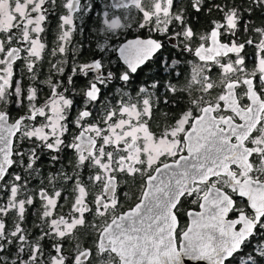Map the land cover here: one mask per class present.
Wrapping results in <instances>:
<instances>
[{"label":"snow or ice","instance_id":"snow-or-ice-1","mask_svg":"<svg viewBox=\"0 0 264 264\" xmlns=\"http://www.w3.org/2000/svg\"><path fill=\"white\" fill-rule=\"evenodd\" d=\"M185 259L264 264V0H0V264Z\"/></svg>","mask_w":264,"mask_h":264},{"label":"flooded vegetation","instance_id":"flooded-vegetation-1","mask_svg":"<svg viewBox=\"0 0 264 264\" xmlns=\"http://www.w3.org/2000/svg\"><path fill=\"white\" fill-rule=\"evenodd\" d=\"M82 2H85V0H82ZM97 2H99V0H97ZM98 12H99V9L90 13L89 16L84 17L83 23L81 25L84 29L83 32L78 31L75 34L73 44L76 47H80L82 45V47H80L81 56L79 57L81 61L88 59L90 52L95 47L96 36H95L94 28L96 27V18H97ZM210 19H211L210 17L205 16L203 14H195L194 13L192 18H191V23L193 24L194 28L198 32H201V31H204V30L209 29L211 27ZM77 24H81V22L78 20ZM49 25H50V27L46 31V35H45V42H46L47 48L50 50L51 47L53 46V42L55 40L56 25H57V20L55 17H53L49 21ZM137 35H140L141 38H146L148 34H147L146 30H139V32L136 30H131L129 33H126L124 36H122L121 39H134V38H136ZM198 42L199 41H197V43ZM195 46H196V44H193V48H195ZM166 48L171 49V42L166 44ZM248 54H249L248 64H249V67L251 68L253 66L252 57L254 55V50L249 48ZM69 55H71V53ZM165 55H167V52H165ZM172 58L176 59L175 53L173 54ZM49 59H53V58L46 54L45 60L43 62V68H42L44 75L40 76L39 79H43L44 76H46L48 74L49 65H48L47 61ZM180 59H181V63L179 65L178 70L181 71L182 75L190 68L191 64H189L188 61L198 62V61H196V58L189 53H184V55L182 57H180ZM70 64H71V61H70ZM67 70L70 71V69H67ZM182 75L179 77L180 80H182V77H183ZM216 75L218 76V70H216ZM17 78H20L19 77V71H17ZM213 79H217V77H213ZM184 81H185V79H184ZM23 83L25 85H27L29 83L26 76L24 77ZM78 83H80L82 85L83 83H85V81L81 78V79H79ZM137 83H138V81H137ZM43 91L47 92L48 90H47V88H44ZM216 91H218V93H219L220 89H215L213 92V95ZM133 95H134V93H133ZM77 100L79 101V97L77 98ZM186 103H187V96H185L184 101L180 102V106L178 108H171L170 118L178 115L179 112L185 108ZM165 110H168V109H165ZM74 114L75 113H73V115ZM162 119H163L162 114H158L156 117V120L152 122V130L153 131H156V132L159 131V129L156 126V122L160 121ZM125 192H128L129 195H134V194H138V193L136 192L135 189L130 191V186L127 184L121 185L119 195H120L121 201L124 203L125 207H127L130 204L134 203L135 201H134V199L133 200L127 199V197L124 196ZM187 207L194 208V206H192L190 204L187 205ZM195 210H198V209H195ZM89 219H91V217H89ZM183 223H186V217L182 218V224Z\"/></svg>","mask_w":264,"mask_h":264},{"label":"trees","instance_id":"trees-1","mask_svg":"<svg viewBox=\"0 0 264 264\" xmlns=\"http://www.w3.org/2000/svg\"><path fill=\"white\" fill-rule=\"evenodd\" d=\"M188 70L182 75L183 76L182 80L179 79L181 84H183L185 82L184 79L188 76ZM214 75H216V74H214ZM214 75H212V76L214 77ZM194 94H197V93H194ZM184 95L187 96V93H185Z\"/></svg>","mask_w":264,"mask_h":264},{"label":"rangeland","instance_id":"rangeland-1","mask_svg":"<svg viewBox=\"0 0 264 264\" xmlns=\"http://www.w3.org/2000/svg\"><path fill=\"white\" fill-rule=\"evenodd\" d=\"M191 65H190V68H189V70H188V75H189V73L191 72ZM214 74H216V71H214L213 72V74L212 75H214ZM214 77H217V75H214ZM219 89V88H218ZM218 93V91H216L215 93H214V95H216Z\"/></svg>","mask_w":264,"mask_h":264},{"label":"bare ground","instance_id":"bare-ground-1","mask_svg":"<svg viewBox=\"0 0 264 264\" xmlns=\"http://www.w3.org/2000/svg\"><path fill=\"white\" fill-rule=\"evenodd\" d=\"M184 264H194V262H193V261H189V260L185 259V261H184Z\"/></svg>","mask_w":264,"mask_h":264}]
</instances>
